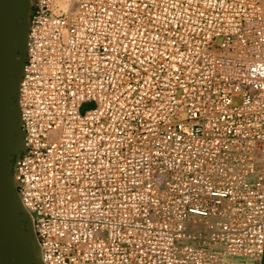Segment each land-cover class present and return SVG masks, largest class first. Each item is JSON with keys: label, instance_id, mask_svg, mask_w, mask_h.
<instances>
[{"label": "built area", "instance_id": "obj_1", "mask_svg": "<svg viewBox=\"0 0 264 264\" xmlns=\"http://www.w3.org/2000/svg\"><path fill=\"white\" fill-rule=\"evenodd\" d=\"M17 58L36 264H264V0H28Z\"/></svg>", "mask_w": 264, "mask_h": 264}, {"label": "water", "instance_id": "obj_2", "mask_svg": "<svg viewBox=\"0 0 264 264\" xmlns=\"http://www.w3.org/2000/svg\"><path fill=\"white\" fill-rule=\"evenodd\" d=\"M28 0H0V264H36L34 233L16 196L12 163L19 147V121L12 129L13 97L19 70Z\"/></svg>", "mask_w": 264, "mask_h": 264}, {"label": "bare ground", "instance_id": "obj_3", "mask_svg": "<svg viewBox=\"0 0 264 264\" xmlns=\"http://www.w3.org/2000/svg\"><path fill=\"white\" fill-rule=\"evenodd\" d=\"M17 117H16V114L14 113V112H12V115H11V125H12V129L13 130H16V127H17ZM32 239H33V241L34 242H36L35 241V236H32Z\"/></svg>", "mask_w": 264, "mask_h": 264}, {"label": "rangeland", "instance_id": "obj_4", "mask_svg": "<svg viewBox=\"0 0 264 264\" xmlns=\"http://www.w3.org/2000/svg\"><path fill=\"white\" fill-rule=\"evenodd\" d=\"M94 106L93 102H86L82 105L81 111L89 110Z\"/></svg>", "mask_w": 264, "mask_h": 264}]
</instances>
